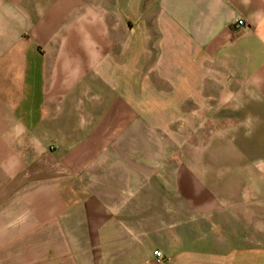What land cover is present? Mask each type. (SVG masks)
I'll return each instance as SVG.
<instances>
[{
    "label": "crops",
    "instance_id": "crops-1",
    "mask_svg": "<svg viewBox=\"0 0 264 264\" xmlns=\"http://www.w3.org/2000/svg\"><path fill=\"white\" fill-rule=\"evenodd\" d=\"M128 79L130 96L203 101L252 147L221 157L236 187L205 181L222 210L203 237L118 220L94 184L128 153ZM260 184L264 0H0V264H264Z\"/></svg>",
    "mask_w": 264,
    "mask_h": 264
},
{
    "label": "rangeland",
    "instance_id": "rangeland-1",
    "mask_svg": "<svg viewBox=\"0 0 264 264\" xmlns=\"http://www.w3.org/2000/svg\"><path fill=\"white\" fill-rule=\"evenodd\" d=\"M140 1L128 0V6L139 7ZM139 83L128 79V153L121 152L117 169L107 167L94 184L102 188L118 220L154 216L163 219L166 229L184 227L182 235L187 237L191 226L203 237L211 226L209 217L221 216L222 210L204 206L205 181L218 195L236 187L232 174L222 175L221 157L251 152L252 147L243 145L236 128L212 126L203 101L196 106L201 110L188 111L187 95L179 97L180 104L171 96H142L138 90L130 96V88ZM119 94L121 90L114 92ZM243 188L248 191L252 185Z\"/></svg>",
    "mask_w": 264,
    "mask_h": 264
},
{
    "label": "built area",
    "instance_id": "built-area-1",
    "mask_svg": "<svg viewBox=\"0 0 264 264\" xmlns=\"http://www.w3.org/2000/svg\"><path fill=\"white\" fill-rule=\"evenodd\" d=\"M238 26H243L244 25V21L243 20H239L237 22ZM154 255L156 256V258L158 259L159 262H163V253L161 251H154Z\"/></svg>",
    "mask_w": 264,
    "mask_h": 264
}]
</instances>
